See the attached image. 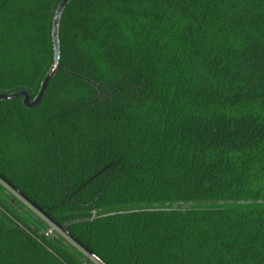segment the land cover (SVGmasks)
<instances>
[{
  "label": "trees",
  "instance_id": "trees-1",
  "mask_svg": "<svg viewBox=\"0 0 264 264\" xmlns=\"http://www.w3.org/2000/svg\"><path fill=\"white\" fill-rule=\"evenodd\" d=\"M60 1L0 0V92ZM58 36L0 100V264H264V0H70Z\"/></svg>",
  "mask_w": 264,
  "mask_h": 264
},
{
  "label": "water",
  "instance_id": "water-1",
  "mask_svg": "<svg viewBox=\"0 0 264 264\" xmlns=\"http://www.w3.org/2000/svg\"><path fill=\"white\" fill-rule=\"evenodd\" d=\"M69 1L70 0H61L55 9L53 19H52V42H53V50H54L53 66L50 69V71H48V73L44 76L38 93L35 95L34 98H32L26 90H18V91L11 92V93L0 92V100L21 99L22 104L27 109H32L36 107L37 105H39V103L41 102L46 92V89H47V86L50 80L53 78V76L55 75V73L57 72L59 68L60 44H59V36H58V24H59V19H60L62 10L64 9V7ZM0 179L6 183V180H3L1 176H0ZM11 187L12 186H10V188ZM13 191L16 194H18L24 201H27L32 207L37 209L40 213H43V210L35 206L32 202H30L28 198L22 192L16 189H14ZM53 224L59 229H62L60 225H57L56 223H53ZM89 256H92V255L89 253Z\"/></svg>",
  "mask_w": 264,
  "mask_h": 264
},
{
  "label": "rangeland",
  "instance_id": "rangeland-1",
  "mask_svg": "<svg viewBox=\"0 0 264 264\" xmlns=\"http://www.w3.org/2000/svg\"><path fill=\"white\" fill-rule=\"evenodd\" d=\"M7 188V187H6ZM13 195L14 198L24 201L18 194H16L11 188H7Z\"/></svg>",
  "mask_w": 264,
  "mask_h": 264
}]
</instances>
